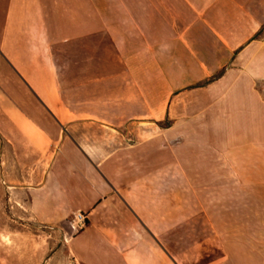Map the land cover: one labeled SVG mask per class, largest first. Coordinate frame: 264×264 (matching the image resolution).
I'll return each mask as SVG.
<instances>
[{
  "label": "crops",
  "instance_id": "0c3cea01",
  "mask_svg": "<svg viewBox=\"0 0 264 264\" xmlns=\"http://www.w3.org/2000/svg\"><path fill=\"white\" fill-rule=\"evenodd\" d=\"M259 186L264 0H0V264H264Z\"/></svg>",
  "mask_w": 264,
  "mask_h": 264
},
{
  "label": "built area",
  "instance_id": "2783aa9c",
  "mask_svg": "<svg viewBox=\"0 0 264 264\" xmlns=\"http://www.w3.org/2000/svg\"><path fill=\"white\" fill-rule=\"evenodd\" d=\"M87 224V216L83 211H79L74 215L71 226L74 230H79Z\"/></svg>",
  "mask_w": 264,
  "mask_h": 264
},
{
  "label": "rangeland",
  "instance_id": "374dc122",
  "mask_svg": "<svg viewBox=\"0 0 264 264\" xmlns=\"http://www.w3.org/2000/svg\"><path fill=\"white\" fill-rule=\"evenodd\" d=\"M243 190V189H242ZM244 192V191H243ZM258 194H264V186H259L258 187ZM258 204H263V203H258ZM53 227H50V230H53L52 229Z\"/></svg>",
  "mask_w": 264,
  "mask_h": 264
}]
</instances>
